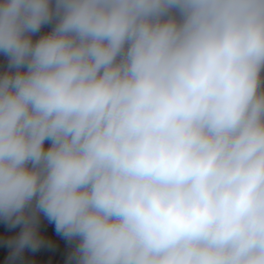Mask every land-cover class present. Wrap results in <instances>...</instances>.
<instances>
[{"label":"clouds","instance_id":"1","mask_svg":"<svg viewBox=\"0 0 264 264\" xmlns=\"http://www.w3.org/2000/svg\"><path fill=\"white\" fill-rule=\"evenodd\" d=\"M0 52L13 257L264 264V0H0Z\"/></svg>","mask_w":264,"mask_h":264},{"label":"built area","instance_id":"2","mask_svg":"<svg viewBox=\"0 0 264 264\" xmlns=\"http://www.w3.org/2000/svg\"><path fill=\"white\" fill-rule=\"evenodd\" d=\"M48 28L49 26L46 25L41 29V32L47 31ZM6 66L7 58L0 52V73L5 70ZM21 228L22 225L10 226L7 221L0 217V241L4 237L14 238L21 231ZM38 232L42 238L41 245L35 250L26 248L33 256L34 261L32 264H75V260L70 259L75 242L69 241L61 233H58L54 222H50L41 215L38 223ZM3 258L8 264H26L20 261L8 260L4 256Z\"/></svg>","mask_w":264,"mask_h":264},{"label":"water","instance_id":"3","mask_svg":"<svg viewBox=\"0 0 264 264\" xmlns=\"http://www.w3.org/2000/svg\"><path fill=\"white\" fill-rule=\"evenodd\" d=\"M12 238L4 237L0 241V250L2 255L8 259V260H15L20 261L26 264H32L33 263V256L25 249L20 255L13 257L12 256V247L10 246L9 241Z\"/></svg>","mask_w":264,"mask_h":264},{"label":"rangeland","instance_id":"4","mask_svg":"<svg viewBox=\"0 0 264 264\" xmlns=\"http://www.w3.org/2000/svg\"><path fill=\"white\" fill-rule=\"evenodd\" d=\"M0 264H8V263L6 262V260L3 258V255H2V253H1V250H0Z\"/></svg>","mask_w":264,"mask_h":264}]
</instances>
